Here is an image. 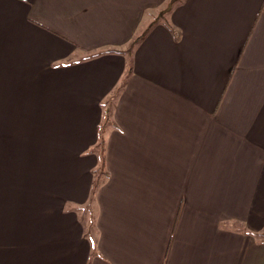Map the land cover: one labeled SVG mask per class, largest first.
Returning <instances> with one entry per match:
<instances>
[{
	"label": "crops",
	"instance_id": "crops-1",
	"mask_svg": "<svg viewBox=\"0 0 264 264\" xmlns=\"http://www.w3.org/2000/svg\"><path fill=\"white\" fill-rule=\"evenodd\" d=\"M10 17L43 84L19 80L25 110L85 116L89 148L114 101L95 248L73 216L55 264H264V0H0Z\"/></svg>",
	"mask_w": 264,
	"mask_h": 264
},
{
	"label": "rangeland",
	"instance_id": "rangeland-1",
	"mask_svg": "<svg viewBox=\"0 0 264 264\" xmlns=\"http://www.w3.org/2000/svg\"><path fill=\"white\" fill-rule=\"evenodd\" d=\"M5 21L0 22V264H55L47 246L63 239L78 240V231L69 223L73 216L81 219V235L95 248L94 185L99 175L102 183L104 175L99 169L101 146L98 142L83 146L96 138L95 132H88L90 124L83 115L66 109L64 113L25 110L30 106L19 80L33 81L38 88L43 84L39 68L26 66L30 58L16 50L25 44L21 21L12 17ZM106 100L102 122L113 108V99ZM81 148L85 150L79 153ZM83 157L87 159L81 163ZM82 176L85 189L80 204V192L79 196L73 192L79 190ZM63 189L66 194L57 195ZM262 233L257 237L264 242ZM63 260L70 264L68 258Z\"/></svg>",
	"mask_w": 264,
	"mask_h": 264
},
{
	"label": "trees",
	"instance_id": "trees-1",
	"mask_svg": "<svg viewBox=\"0 0 264 264\" xmlns=\"http://www.w3.org/2000/svg\"><path fill=\"white\" fill-rule=\"evenodd\" d=\"M172 1V0H171ZM141 37L138 36L133 43H137L139 41ZM109 121V116L106 117L105 121L102 122L100 125H99V128H98V137H99V144L101 146V149H100V156H101V165L99 167L100 169V172L101 171H104L105 169V137H104V134H105V130H106V126H107V123ZM99 180H100V175L97 177L96 179V182H95V189L98 187L99 185Z\"/></svg>",
	"mask_w": 264,
	"mask_h": 264
}]
</instances>
